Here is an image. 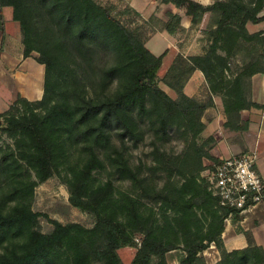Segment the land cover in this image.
I'll list each match as a JSON object with an SVG mask.
<instances>
[{
    "label": "trees",
    "instance_id": "1",
    "mask_svg": "<svg viewBox=\"0 0 264 264\" xmlns=\"http://www.w3.org/2000/svg\"><path fill=\"white\" fill-rule=\"evenodd\" d=\"M161 1L181 7L193 23L210 12L214 35L208 50L184 57L190 69L203 72L211 90L216 89L210 77L218 61L241 51L224 50L219 54L222 33H229L235 42L240 36L253 41L244 52L248 60H242L240 69L225 84L223 99L227 118L222 124L247 129L249 117L244 114L240 120L241 111L264 108V100L253 99L247 93V78L255 72L264 74V30L249 32L246 23L264 19V13H259L264 0H214L207 4L199 0ZM4 5L12 6L13 19L19 23L23 55L38 51L37 60L44 64V74L40 98L28 99L18 94L0 112L5 119L2 128L16 147L0 158V173L14 177L18 168L26 164L38 182L63 172L70 202L92 212L95 222L85 226L49 218L53 228L43 232L34 223L39 215L47 216L45 212L33 211L18 201L7 210L0 208V245L4 247L0 264H122L117 249L124 245L136 246L129 264H172L166 254L172 249L180 251L178 264H207L203 251L210 243L220 255L211 264H264L260 245L249 243L232 250L224 246V219L229 212L238 216V211L218 204L217 196L208 189L207 177L202 178L203 183L196 182L193 174L186 176L178 188H172L173 197L163 190L154 192L162 207L167 205L174 211L172 219L166 215L163 220L139 196L115 192L110 181H94L93 170L106 163L121 176L139 180L111 140L113 128L120 129L122 137L136 135L134 111L140 114L164 109L187 116L194 108L203 110L213 105L212 98L198 102L183 89L179 92L182 99L173 98L158 86L156 76L167 48L155 54L121 22L112 4L103 5L96 0H0L1 38ZM175 16L180 19L179 13ZM111 43L118 59L106 66L101 61L105 53L100 46ZM117 76L124 77L125 82L112 94H88L90 84L86 78L106 87ZM166 83L173 86L169 79ZM147 93L153 98L152 108H146ZM203 126L199 121L196 132ZM208 141L206 138L196 146L200 165L203 155L216 161L224 158L210 153L206 148ZM141 189L147 193L145 186ZM136 232L141 234L139 242Z\"/></svg>",
    "mask_w": 264,
    "mask_h": 264
},
{
    "label": "rangeland",
    "instance_id": "2",
    "mask_svg": "<svg viewBox=\"0 0 264 264\" xmlns=\"http://www.w3.org/2000/svg\"><path fill=\"white\" fill-rule=\"evenodd\" d=\"M96 1L103 5L112 4L114 6L113 12L117 13L121 22L134 31L139 39L155 54L167 48L166 45L181 50L178 51V59L174 61L168 71L165 69L168 67L170 57H166L161 64L156 76V81L161 89L173 98L180 97L182 99L179 92L182 89L184 91L187 84L184 93L192 96L196 101L209 102V99L212 98L213 100L215 96L220 102L221 107L213 104L203 110L194 108L188 112L187 116L164 109H160L161 112L146 110L140 114L134 111L136 135L132 137L124 135L122 137L120 129L113 128L111 129V140L127 158L128 164L136 172L140 181L136 180L135 182L130 178L121 176L107 163L105 167L93 170L94 181H110L115 192L126 191L133 196H139L146 207L152 208L156 216H160L163 220L167 215L172 219L173 209L167 205L162 207L153 194L163 190L173 197L174 190L172 188H178L185 177L192 174L195 176L196 182H203L202 178L207 177L212 162L216 160L203 155L200 165L196 146L208 138L206 148L210 153L214 156L225 157L231 150L229 143L233 140L238 144L244 141L242 136L248 128L232 129L222 124V120L227 118L223 99L226 93L225 84L240 69L242 60H248L244 52L252 47L253 41L240 36L238 42H235L229 33H222L217 47L219 54H223L224 50L241 51L226 56L224 61H218L215 71L211 72L212 86L216 87L214 90L212 88V91L203 72L200 69L199 71L198 68L190 69L189 63L184 57L190 54L204 53L208 50L214 35V27L209 22V11L205 12L198 22L193 23L189 16L184 15L181 7H176L170 2L166 3L161 0ZM199 1L207 4L214 0ZM263 9L264 4L260 12ZM178 13L180 14L179 20L175 16ZM100 50L105 53L104 56H101L103 65L109 66L117 61L118 56L113 43L103 46L101 44ZM8 51H11L12 55L8 56L7 64L0 67V110L7 108L17 97V88L28 81L29 74L38 79L41 86L43 85L42 73L44 74V71L29 65L28 68L23 66L21 60L16 58L21 57L20 50ZM31 54L37 60L39 52L33 50L30 52ZM221 69L222 73H220ZM168 79L173 82V86L166 83ZM247 79L250 80L247 93L250 94L251 98L263 101L264 88H260L259 82L264 81V74L255 72ZM86 82L90 84L87 85L88 94L93 96L98 94L100 97H104L112 94L116 88L121 86L125 82V78L117 76L106 87H102L99 83L94 84L90 78H86ZM145 103L146 108L153 107V98L149 93L146 94ZM241 112L243 115L240 116V120L245 118L243 117L244 114L248 115V126L251 121L258 124V129L264 124V122L262 123L264 108L251 107L243 109ZM199 121H202L204 126L201 131L196 132ZM4 122V117L0 116V158L5 152H8L9 155L11 150H16L13 138L2 128ZM226 133L229 140L224 137ZM258 139L259 143L256 146L258 148L256 153L257 164L264 169V132H259ZM245 145L242 146L241 150L246 149ZM62 176L63 172L54 173L46 179L36 182L37 178L33 169L28 168L26 164H22L18 168V173L14 177H6L0 173V208L7 210L18 201L28 205L33 211L45 212L47 216L39 215L37 222L34 223V227L43 232H48L53 228L49 218L61 222L75 221L85 226H92L95 222L94 214L70 202L69 191ZM141 186L146 187V194H143ZM9 192H14L12 197H7ZM135 235L138 237L136 240L138 242L141 234L136 232ZM17 239L21 240V238ZM3 250V245H0V252ZM135 251L136 246L124 245L119 247L117 252L121 258V263L129 264ZM179 252V249H172L166 253L170 263L177 264ZM92 264L101 263L94 261Z\"/></svg>",
    "mask_w": 264,
    "mask_h": 264
},
{
    "label": "crops",
    "instance_id": "3",
    "mask_svg": "<svg viewBox=\"0 0 264 264\" xmlns=\"http://www.w3.org/2000/svg\"><path fill=\"white\" fill-rule=\"evenodd\" d=\"M2 11L4 18V36L3 38H1L0 36V67L4 64H7L8 56L12 55L11 51L8 50H20L19 54H21V57L20 58L16 57V58L18 60H21L23 66L25 65L26 68H28L29 65L32 66L33 68H38L44 71V64L37 61L33 54L31 55L29 54L25 56L22 53L23 50L22 34L18 21L13 19L12 6L4 5L2 7ZM259 13L260 14L264 13V9L262 10V12ZM246 27L249 32H253L256 30H264V19L258 22L249 21L246 23ZM166 38L169 40L168 37ZM166 47H167V52L163 56L161 64L166 59V57H170V61L168 64L169 66L174 56L178 53V51L181 50L179 48L174 49L170 45H166ZM259 84H260V88H264L263 80L260 81ZM42 86L38 79H35L32 74H29L28 81L25 84H21V86L17 88V93L22 96H25L28 99H37L40 98L42 95L43 92ZM186 87L187 84L184 87V91H186L185 90ZM11 99L12 96L9 99L10 102ZM213 104H215V106L217 107L218 106L221 107L218 98L215 96L213 97ZM5 109L0 110V112ZM262 117L264 119V115ZM263 122L264 120L262 121V123ZM259 132L260 133L264 132V124L258 129V124H256L255 121H251V123L248 126V129L246 130V133H244L242 136L244 139L243 143L238 144L233 140L231 143L228 144L229 148L231 149L229 154L242 151L241 149L244 144H246L244 146L246 147L245 150H255V152L257 153L258 148L256 146L259 143V139H258ZM225 135L226 136L224 137L227 140L228 134L226 133ZM256 165L259 173L264 179V169L258 166L257 158H256ZM221 237L224 246L226 247L227 250L243 248L246 247L249 243L260 245L264 250V203L261 202L254 204L246 208L242 212L238 213V216H234L233 214H228L224 219V228L221 232ZM203 254L205 256V260L207 264L214 263L220 257L219 251L214 244H210L206 249H204Z\"/></svg>",
    "mask_w": 264,
    "mask_h": 264
},
{
    "label": "built area",
    "instance_id": "4",
    "mask_svg": "<svg viewBox=\"0 0 264 264\" xmlns=\"http://www.w3.org/2000/svg\"><path fill=\"white\" fill-rule=\"evenodd\" d=\"M207 182L208 189L217 196L218 204L238 213L254 204L264 203V179L257 169L255 150L231 153L213 162Z\"/></svg>",
    "mask_w": 264,
    "mask_h": 264
}]
</instances>
